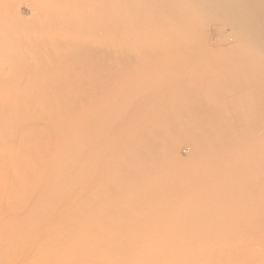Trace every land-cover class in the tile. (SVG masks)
Here are the masks:
<instances>
[{"label":"bare ground","instance_id":"obj_1","mask_svg":"<svg viewBox=\"0 0 264 264\" xmlns=\"http://www.w3.org/2000/svg\"><path fill=\"white\" fill-rule=\"evenodd\" d=\"M178 238L264 264V0H0V264L202 255Z\"/></svg>","mask_w":264,"mask_h":264},{"label":"rangeland","instance_id":"obj_2","mask_svg":"<svg viewBox=\"0 0 264 264\" xmlns=\"http://www.w3.org/2000/svg\"><path fill=\"white\" fill-rule=\"evenodd\" d=\"M126 42H128V43H131L132 42V37L131 36H129L128 37V41H126ZM211 43H214L215 41H210ZM220 62L222 61V60H219ZM218 60L216 61V62H219ZM182 148V149H181ZM183 148H185V147H183L182 145L179 147V154L181 155V156H185V152H187L188 153V150L187 149H183ZM189 154V153H188ZM186 156H187V154H186ZM198 231V232H197ZM199 232L201 233V234H199ZM221 233V234H220ZM204 236H203V235ZM188 235V234H187ZM191 235V234H190ZM202 235V236H201ZM223 233H222V231H220L219 232V229H218V231H216V230H214L213 229V227L212 226H210V227H207L205 230H195V233H193V236H192V238L191 239H189V240H191L190 242H192V239H198L199 240V242H201L202 244L203 243H205V242H202V241H204L203 239H205V238H207V240L208 241H206L207 242V244H208V242L211 244V246L213 247V248H217V249H220L221 251H222V249H223V252L225 251L224 249V246H225V240L223 239ZM186 237V236H185ZM183 238V237H182ZM181 238V239H182ZM189 238V237H188ZM165 239L166 240H169V239H171L172 241H173V239H172V235H167L166 237H165ZM179 239V243H178V246H181V247H179V249L180 250H182L183 248L185 249L186 248V250L188 251V249L187 248H189L190 249V247H192V249H190L191 251H189L190 252V256H193V258H195V254L197 253L196 251H204V253H201L200 252V254H202V255H198V254H196V255H198L197 256V258H195V259H192L191 261H188L187 259H185L184 260V264H187L186 263V261L188 262V264H214V262H215V260H216V258H217V256H213L212 254H208L207 255V252H205V250L206 249H196V251H195V248H194V250H193V247H196V246H194V243H197V240H195V242H194V240H193V244L192 243H190L189 241H188V243H190V244H192V245H189V244H187L186 246H185V243L184 242H182V240L180 241V238H178ZM186 240V239H185ZM187 241V240H186ZM184 243V244H183ZM201 243H199V244H201ZM198 243L197 244H195V245H199ZM206 244V243H205ZM205 244H203V245H205ZM183 247V248H182ZM200 247V246H199ZM211 248V247H210ZM193 250V251H192ZM248 248H245V247H242V248H240L239 249V252H241V253H246V252H248ZM196 253H195V252ZM206 251H208V253H210V251L209 250H206ZM191 252L193 253V255H191ZM218 252V251H217ZM189 256V257H190ZM178 261H175V263L173 262L172 264H180L182 261H180V262H178Z\"/></svg>","mask_w":264,"mask_h":264}]
</instances>
